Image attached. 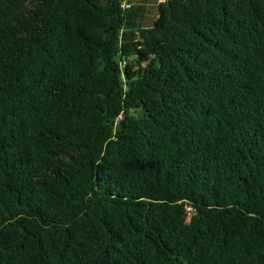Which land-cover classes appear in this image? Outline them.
Segmentation results:
<instances>
[{
  "label": "trees",
  "instance_id": "16d2710c",
  "mask_svg": "<svg viewBox=\"0 0 264 264\" xmlns=\"http://www.w3.org/2000/svg\"><path fill=\"white\" fill-rule=\"evenodd\" d=\"M0 0V264H264V0Z\"/></svg>",
  "mask_w": 264,
  "mask_h": 264
},
{
  "label": "rangeland",
  "instance_id": "374dc122",
  "mask_svg": "<svg viewBox=\"0 0 264 264\" xmlns=\"http://www.w3.org/2000/svg\"><path fill=\"white\" fill-rule=\"evenodd\" d=\"M162 0H132L136 5L143 6V16L141 17V23L144 26L152 25L154 19L157 16V5Z\"/></svg>",
  "mask_w": 264,
  "mask_h": 264
},
{
  "label": "built area",
  "instance_id": "2783aa9c",
  "mask_svg": "<svg viewBox=\"0 0 264 264\" xmlns=\"http://www.w3.org/2000/svg\"><path fill=\"white\" fill-rule=\"evenodd\" d=\"M129 6H130L129 0H124L122 2V8H126V7H129Z\"/></svg>",
  "mask_w": 264,
  "mask_h": 264
}]
</instances>
